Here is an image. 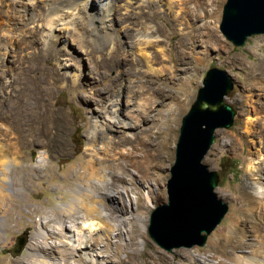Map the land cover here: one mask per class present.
<instances>
[{
    "label": "rangeland",
    "instance_id": "374dc122",
    "mask_svg": "<svg viewBox=\"0 0 264 264\" xmlns=\"http://www.w3.org/2000/svg\"><path fill=\"white\" fill-rule=\"evenodd\" d=\"M51 1L57 0H37L35 6L0 0V178L8 175L17 181L16 194L0 188L12 192L15 204L2 216L6 224L0 231V264H30L27 253L36 232L32 222L42 218L40 213L30 216V209L47 207L52 213L53 206L56 208L60 202V182L71 181L83 171L80 161L91 154L102 156L114 144L132 148L130 142H120L119 135L127 136L124 131L107 126V117L116 108H123L136 121L133 132L141 138L139 152L155 158L152 162L143 157L141 169L146 171L151 162L157 165L149 174L136 173L135 180L126 177L124 185L130 193L120 186L129 211L123 213L111 206L108 214L114 226H122L121 239L115 233L112 240L123 243L124 248L107 264H117L120 258L126 261L128 255L133 259L123 264H218L222 258L228 264L231 251L250 250L234 248V244L242 234L245 240L258 233L264 236V217L250 209L251 195H255L250 182H255V176L249 177L251 166H264V80L255 82L253 78L264 70V33L250 36L242 46L227 39L220 29L227 0H147L143 4L131 0L136 5L129 4V0H115L107 45L97 38L105 34L103 28L93 37L73 29L47 48L45 37L50 22L43 14ZM23 5L30 9L25 12ZM32 7L36 20L28 24ZM78 12L76 19L86 22L87 18H80ZM153 24L164 29L157 33L163 43L155 48L134 43L128 46L126 41L133 39L136 29ZM9 30L11 37L6 36ZM192 35L197 36L196 42L191 41ZM6 48H10L8 57L13 61L6 60L3 66L1 52ZM84 48L90 50L88 54L81 51ZM164 51L170 55L169 61ZM212 67L225 69L233 78L234 88L225 100L237 113L231 127L217 129L215 142L203 162L219 172L216 192L229 208L205 245L169 251L149 235L150 216L157 206L168 202L167 182L182 118ZM9 78L13 79L11 83ZM96 129L114 140H94ZM40 131L60 134L63 139L40 140L36 135ZM12 155L18 156L19 166L12 163ZM260 175L264 181V167ZM145 190H151V205L145 203ZM117 202L114 206L119 207L122 201ZM137 213L144 215L141 218L147 226L143 228L137 222L142 234L136 233L131 239L127 233L131 223L126 218ZM128 243L136 244L129 247Z\"/></svg>",
    "mask_w": 264,
    "mask_h": 264
},
{
    "label": "bare ground",
    "instance_id": "6f19581e",
    "mask_svg": "<svg viewBox=\"0 0 264 264\" xmlns=\"http://www.w3.org/2000/svg\"><path fill=\"white\" fill-rule=\"evenodd\" d=\"M19 1L26 6H35V4H37V0H26V2L25 0ZM113 1L115 0H57L56 2L51 1L47 3V10H45L46 13L43 14L45 21L50 22L48 24L49 29L45 37L46 47L48 48L56 40H60L68 36L67 33H69V30H72L73 32L74 29L77 32H80V34L85 32L87 33V36L93 37L98 34V29L102 28L105 34L101 36L98 34L99 36H97V38L99 37V39L105 41V45H107L106 43H108V41L106 42V40L111 38V31L108 32L107 30H109V27L113 24L111 23V16H113L112 9L115 8H111L113 7ZM146 1L147 0H141L140 4L146 3ZM133 3V1L129 0V4ZM4 4L5 3L2 2V7ZM24 5L23 9L27 12L30 8L28 9ZM34 11L35 9L33 10L32 7V12L28 13H32V16L29 15L30 18L28 17L29 21L27 19L28 24L35 23L36 15L33 14ZM78 11L82 14L80 15V18H87V23L80 19H76V17L78 18V15L76 14L75 17V13L79 14ZM197 16L198 14L196 17ZM143 29H136L134 36H132L133 39L126 41L128 46H131V44L134 43L155 48L164 40L161 38V35L157 34L158 32H165L161 26H155L153 24L148 26L147 29ZM6 36H12L10 30L6 33ZM195 38H197V36L192 35L191 41L196 42ZM72 40L76 41L74 38ZM9 49L10 48H6L1 52L4 55L3 66L7 61L12 60L8 57L10 53ZM81 51H84V54H88V51L90 50L84 48ZM163 54L165 58H167L165 60L169 61L170 55L167 51L166 53L164 51ZM253 78L255 79V82L260 81L258 79L264 80V70L256 73ZM12 80L13 79L9 78V83H11ZM107 118L109 120L107 122V126L112 127V129H115L114 127H116V131H124L127 134L125 137L119 135L120 142H130L132 148L123 149L120 145L117 146L114 144L109 148L107 147L108 149H105L106 153L102 156L99 154H91L89 159L79 162V165L83 168L82 172L76 173L75 178L71 181L63 180L61 181L63 182L62 184L60 182V202L56 208L53 206L52 213L47 207L41 209L35 206L30 209V216L33 217V214L35 213H40V215H42L39 222H36L35 220L32 222L34 223V226H36V232L33 236L34 240L32 241L30 252L27 253V261L30 264H107L109 261H114V258L117 257L118 253H121V249L124 248L122 245L123 243L121 244L120 242H116L117 240H112L113 234L115 233L117 234L115 235L116 238L118 236L121 239L123 229L122 226H114V224L111 223L110 220L112 215L108 214V210L112 206L123 213H127L129 211V205L127 204V200L123 201L125 191L121 189L120 186H123L126 192L130 193L129 188L124 185V183L128 181V178L126 177H131L132 180H135L136 173L143 172L149 174L157 164H152V162L155 161L154 157L149 158V154L142 155L141 152H139V143L141 138L133 132V129L136 126V121L131 120L130 115L127 112H124L123 108L114 109ZM97 131V129L94 131V140H97L98 138L105 139L110 137L106 132L98 133ZM36 135L40 138V140L42 137L54 140L55 137L63 139L60 134L49 133L46 131H40L39 133H36ZM110 138L114 140V138ZM143 157H148L147 161L149 159L152 160L151 163L146 165V171L141 169L142 163L144 162L142 159ZM12 163L19 166L20 160H18V156L12 155ZM3 165H8V162H3ZM46 165L49 167L51 166L49 163ZM130 166L134 167L133 172L130 170ZM263 167L251 166L249 171L250 178L255 176V182H250V187L255 191V195H251L252 198H250L252 200L250 209L254 211V213L256 212L258 217H264V181L263 176L260 175ZM110 177L113 178V181ZM16 184V179H10L8 175L0 178V188L11 189L14 194H16ZM150 191L151 190H145L143 195H145V203L147 204L148 202V204L151 205L153 204V201L149 194ZM11 193L0 189V231L4 230L3 225L6 224V222L3 221L2 216L11 212L15 208L14 196H12ZM119 201L120 203L122 201V204H120L119 207L114 206L116 205V202L119 204ZM141 216L144 215L137 213L134 216L126 218V221L131 223L130 228L127 231L131 239H133V236L136 233L142 234V231L137 226V222L141 224L143 228H146L147 226ZM114 220H116V218ZM17 222H20L19 218ZM32 223H30V227ZM37 224L39 226H37ZM240 231L241 230H239V232ZM241 233H243V231ZM244 237L245 235L243 234L237 237L234 248H250V250L241 251L239 253L231 251L232 258L228 264H264V251H261L260 248L264 247V236H262L261 233H258L255 234L254 238L251 240H245ZM128 244L129 245L127 246L133 247L136 243ZM132 259L133 257L128 255L126 261L123 260V258H120V260L117 261V264H123V261L130 263ZM218 264L227 263L222 258L218 261Z\"/></svg>",
    "mask_w": 264,
    "mask_h": 264
},
{
    "label": "water",
    "instance_id": "95a60500",
    "mask_svg": "<svg viewBox=\"0 0 264 264\" xmlns=\"http://www.w3.org/2000/svg\"><path fill=\"white\" fill-rule=\"evenodd\" d=\"M236 46L264 33V0H227L220 23ZM234 80L225 69L210 68L195 101L183 116L175 160L167 182L168 202L151 213L148 233L161 247L203 246L222 221L228 204L216 192L220 174L203 162L219 128L233 125L236 109L225 98Z\"/></svg>",
    "mask_w": 264,
    "mask_h": 264
}]
</instances>
